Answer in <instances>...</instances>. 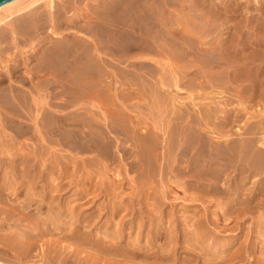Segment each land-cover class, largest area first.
<instances>
[{"label": "bare ground", "instance_id": "1", "mask_svg": "<svg viewBox=\"0 0 264 264\" xmlns=\"http://www.w3.org/2000/svg\"><path fill=\"white\" fill-rule=\"evenodd\" d=\"M58 1L62 2L64 0H13L0 7V56L1 58L4 56H11V58L6 61V63H10V65L7 64L6 67L4 66V72L2 70V72H0V136L4 141L9 139V142H14L15 145L18 147L20 146V148H22L21 144H23V142L21 143V139L25 138L24 143L28 144L26 140H32L34 135L35 137L39 136V139L37 138L35 141H37V148H41V151L37 150L36 152L34 151L35 153H31L29 150H33L32 146L31 149L28 150L31 154H28L26 153L28 151L25 152V144L23 147L25 150L22 148L23 150L21 149V151L17 153V151L20 150L18 149L15 151L17 154L11 149V152H14L15 155L10 154L11 152H7L6 156H11V158H9L11 164L6 165L5 159L1 161L0 264H139L140 262L143 264H200V262H203V264H229L241 260V258L244 257V249L243 247L235 248L236 243L241 238L240 234L234 236V238H231L229 241L224 239V243L215 241L216 246H212L209 243L210 239L208 238L206 230L207 226L206 228L204 227V222L199 221L196 224L191 223V217H187V226L195 229L189 232L184 231L186 237L183 242H179V234L181 231L178 229L176 223L177 214L165 216L163 208H161L157 202L153 204L154 210L153 213L150 214L148 208V211L145 208H141L142 206L137 209L136 203L138 201L135 202L133 199L132 203L119 201V197L121 196L119 190L124 189L123 185H118L116 183L110 185L106 183L108 185L100 187V189L97 187H89L88 183L93 180V175L87 172L92 166V162H88L84 160V158V162H82V172L77 169L76 160L74 161L75 168L73 172H70V170L66 168L67 166H64V161L62 162L61 157L58 158L57 153L55 162L50 159L52 157L54 159L53 153L51 154L52 157H49V152L57 150V148L61 146H66L83 155L93 154V156L95 155L101 158L103 161H106V163L110 162L112 164L115 162L117 155L121 154L125 159H133V162L131 161V163L128 164L129 170L138 171L141 178L145 172L151 174L150 179H155L157 175L163 177L164 170L161 168L163 159H161L158 153L160 151L158 147L162 145V141H159L157 136H159L160 132L165 136L168 133H172L174 131L173 129L176 131L177 128H175L176 126L173 128L174 125H172V127L171 125H167L166 129L162 131L160 127L156 126L155 128L159 133H155V136L152 135L155 138L153 139L151 136L152 132L149 135L141 131L140 126L141 123L144 122L141 121L140 123L137 121V123H135L136 121H133V119L128 116L129 112L131 111L133 113L134 110H130L131 105H126V102H130L132 99L135 100V98L139 99L140 110H142L141 105H143V102H152L151 107H154V110H157L158 113L160 108H164L169 102L167 97L170 94L166 97L165 88L170 91V89L175 87L173 86L174 84H172L174 80H176V78L174 79L175 76H173L174 80L169 79V82L167 80V83H165V81L161 83L162 87L156 86L153 83L151 84V81L149 80L150 82H148V78L144 76V70H149L152 66L150 65V67L146 69L147 67L145 64L147 63H144V59L146 61L150 59L148 65L153 61L154 63L160 64L162 60L159 57L161 56L163 59L169 60L167 63L169 67L173 61L177 63L183 62L184 65L181 67V64L180 68L183 70L185 76L183 78L181 77L183 81L179 79L181 81L180 85L185 80L187 82L188 78H192L191 81L193 82V86L189 84L188 88L187 85L185 87L187 89L190 88L189 86L196 88L194 86L197 85L194 84L196 80L194 81L195 78L192 77V74L196 71L195 68L202 67L203 65H201L202 61L199 64V62H196L197 60L195 63H191L192 61L189 58L193 55L192 51L196 50L192 47L197 46L196 48L200 49L198 46L201 47L202 44L207 45V43H196V45L193 42L194 39L192 40L190 38L191 36H196L199 32L196 33V31H192L189 24L191 21L188 23L187 21L189 19L182 16L185 9L183 7L178 8L176 5H171L170 3L172 0L171 2L168 1L166 4L165 1H162L166 8L163 7L161 0H108V2H106L107 4L104 3L106 0H103V12L100 14L101 9L96 10L97 13L95 14L98 15L99 13V15L94 17L95 20L90 15L93 20L91 19L90 21V17L88 18L90 27L86 28V26H84L87 29L84 30L78 25V22H81L82 19L77 21V18L86 16V11L84 15V10L87 9L83 10V8L79 6L83 10V14L81 13V15L79 12H76L80 10H76L75 13L73 12L74 9L72 7L74 6L70 5L72 1L68 0L71 3L66 2L69 7L68 5H60ZM173 1V3L177 2L175 0ZM184 2L186 3V0ZM74 3L73 5H75ZM99 7H102V5ZM163 8L165 9L163 10ZM94 10L95 9H93V11ZM190 11L191 10H189V12ZM89 14L90 13L87 11V15ZM189 14L191 15V13H188V15ZM175 15L176 23H172L173 21L170 22L172 16L175 17ZM164 16L170 17L171 20L169 21L167 18H164ZM192 16L189 17L192 18ZM186 22L189 24L190 29ZM88 23L89 22L85 24ZM192 43L194 44L193 46H191ZM41 45L45 46L43 52L41 53L39 50L38 53L35 52L36 54H34L32 51H35V47H42ZM238 45L236 41L229 44L224 42V44L219 45V49L221 47L220 50H224V58L227 57L226 61L228 64L225 65H228L229 68H236L240 78L239 80L244 79L246 80L245 82L252 84L250 88L256 93V91L258 92L257 89L259 85H261L260 83L264 81V76H262V71L258 70L259 73L254 71L257 58L252 59L250 62H243L241 59H238ZM22 46L23 49L20 50ZM207 48L209 49V47ZM17 50L19 52H16ZM28 53H31V56L30 54L28 55ZM156 55H159L157 58L160 60L154 57ZM19 57L21 60H18ZM32 58L36 59L37 63L33 62L36 63V65L31 68L30 64L32 63ZM114 61L119 63L116 64V66L123 65L118 67L124 68H120V70L115 68V65H113ZM127 61L131 62L129 63V68L133 67L134 71H136L134 74H131L128 69H126L128 68ZM218 61L220 60L218 59ZM12 62L15 63V65L11 64ZM209 62H204V65L205 63L208 65ZM11 65H14V68H9ZM177 67L179 68V66ZM20 68H25V74L28 76V80L35 82L36 94H38L36 97H34L35 95H33L32 91L23 90L24 88L22 86L27 84H24L27 79L25 78L26 75L22 77L21 80L18 79L15 81L16 79H13L14 71ZM168 71L172 73L173 69L172 71H170V69ZM148 72H152V70ZM153 72H158V70ZM164 72L166 73V71ZM190 73H192L191 77H187L190 76ZM153 74L152 76H148L156 79L160 72L154 74L157 75L155 77H153ZM166 74H168V72ZM193 76H195V74H193ZM261 77L263 78L262 80ZM110 79H113L115 85L119 86L117 90L114 91V94L111 93L112 90L109 88L112 82ZM156 80L157 84H159V79ZM170 80H173V82L171 83ZM7 82L8 85H5ZM176 82L178 81H175V85L178 84ZM188 83H190V81H188ZM73 84L80 85V87L76 86V88H81V90L78 88L76 93L79 94L81 91L86 101L95 100L94 102L99 103L101 106L103 103L109 102V105L111 103L110 108L108 104H105L106 107H108L107 112H103L105 116L101 115L102 117L95 122H93V120L91 121L88 115L89 118L86 117V119L81 118V115L78 117L77 115L81 112H77L79 114L73 113V115H70L71 117H65L63 115L62 119L57 117L55 113H63L64 111H57L60 107L56 105L58 109L52 112L50 108L54 107H52V105L48 106L50 103H48V97H58L63 92H61V90L65 89H68V92H70L69 88H65V86H71ZM18 85H21L23 89L18 88ZM182 85L185 84L182 83ZM29 86L30 84L28 87ZM60 86L63 88L61 90L59 89L61 92L60 94L59 92L51 93L55 92L54 89L56 90ZM111 86L113 87V85ZM31 88L33 89L34 87L32 86ZM113 88H115V86ZM72 90L70 94H66L70 96ZM65 92L67 91L63 93ZM225 93V90L224 92L210 91V93L206 91V94H203L204 96L198 99L202 101L203 98L204 102V100H210L211 96H213V98H222ZM172 94H174V92ZM72 95L75 96V93ZM225 95L227 96V94ZM247 95H249V93ZM69 98L70 97H68V99L66 98V101L69 100ZM78 98L75 100L77 101ZM166 98L168 101L165 100ZM60 99L62 100V98ZM239 100H241V97ZM70 101L71 100H69V102ZM137 101L135 102L137 103ZM192 102H194V100ZM187 103H189V100ZM170 104L173 107L175 106L174 103ZM186 104L184 103L185 106ZM213 104H215L214 101ZM71 105L70 107H72ZM74 106L72 108H74ZM62 107L63 106H61V108ZM208 107L209 108L204 107L202 109L199 106V114L196 116L197 121L195 122L193 120V127L189 125L192 123L190 121L192 119L191 116V119H189V117L186 118V116H184L186 118L184 119V117L181 116V121H183L181 126L185 125L184 123L188 125L185 129L183 128L184 130H181L182 132L179 131L180 127H178V132L181 133L179 142L175 140L178 144L177 146L175 144V146L178 147V152L173 156L171 155L172 152L169 154L172 156V163L170 166L171 173L180 171L183 174H188L195 170L192 178L200 182L203 186L206 181H212L213 184L214 182L220 183L218 177H220L221 174H224V179H229V177L235 173L238 176V181L236 180L237 187L233 186L236 187L235 189H239L240 195L237 193L229 198L231 205L228 207V212L237 211L239 215L244 217L251 216L255 214L257 209L264 208V142H259L256 138L257 131L264 127H259V130L249 127L248 129L251 130H248V132L246 128L245 131L249 137L238 136V138H234L230 133L231 130L229 132V128L227 129V125H231L234 114H236V119H240L244 113L241 114V111L237 112L235 110H230L225 113L224 119L226 122L225 120V123L222 122L224 123V125L222 124V129L224 128V141L222 142L224 144V153L221 154L222 157H219V154L215 155L216 149L219 148H215L216 145L214 146V142L212 140L210 143H207L208 140L205 142L206 134H208L206 130L208 129V125H211L210 120L213 118V107H211V105ZM88 110L91 111L90 109ZM143 110H145V108ZM94 111L92 112L94 113ZM181 112L182 111H180V113ZM136 113L138 115V112ZM140 113H142V111H140ZM94 114L95 116L98 115L96 111ZM175 114L177 115L178 113L175 112L174 115ZM185 114L186 112L183 115ZM251 116L252 118L254 117L253 114ZM260 116L264 117V113H261ZM246 117L247 121H245V126L250 122L249 117ZM176 119L177 118H175V120ZM178 121L180 122V117ZM171 123L172 122H170V124ZM172 124H174V122ZM255 127L256 125H254V128ZM171 128H173L172 132L169 131ZM61 132H65V134L68 133L69 135L66 143H63V141H61L62 138H60L61 136H58ZM112 133L115 137L111 136ZM172 135L174 136V134ZM176 136H178V133ZM176 136H174L173 139H177L178 137ZM32 141L34 142V140ZM14 143H12V145ZM174 143L172 142L171 144ZM220 144L221 143L217 144V147ZM223 144H221V146ZM3 145H1V148ZM166 145L168 144L166 143ZM9 148L10 145L8 149ZM137 149L140 150V153ZM203 150L206 152L205 154L202 153ZM199 152L204 156H199ZM216 152L219 153L218 151ZM3 154L6 153L0 152V159ZM181 155L189 159L191 163L189 166H186L185 170L180 169L179 158ZM76 156L78 157V155ZM76 156L74 157L76 158ZM64 157L67 158V156ZM84 157L86 158V156ZM69 162H71V160ZM221 163H223L224 168L221 166L223 169L221 172L217 173L218 170L216 166ZM159 164L161 166H159ZM213 166H215V169H213ZM92 167L95 169L96 166L94 165ZM109 175L111 176V174ZM147 175H144L146 179ZM178 176L180 175L178 174ZM137 178L140 179V177ZM136 179L135 182H137ZM150 179L140 182L141 185H143V189L146 185L150 186L155 183L156 179L155 181H151ZM163 179L160 180L159 178V181L161 182ZM251 184L254 186L256 184V186L252 187V189L250 187ZM139 185L138 183L137 186ZM72 186L77 187L75 188L76 191L70 195L71 197H68L70 187ZM220 186L222 189V184H220ZM141 192H139L138 189L139 194L134 193V197H141ZM102 196H105L107 200L102 205H98L96 199ZM124 213L131 215L128 221L125 220L126 216L123 215ZM183 225L185 226V224ZM256 227V244H252L251 248H249L250 252L248 253L260 255L259 263L264 264V239L262 240V238H264V215L260 218ZM146 231L148 232L146 233ZM212 237L213 236L210 238ZM218 250H222L221 253H219L220 251L218 252ZM229 252H232V254L228 255ZM222 253H224V255H222Z\"/></svg>", "mask_w": 264, "mask_h": 264}, {"label": "rangeland", "instance_id": "2", "mask_svg": "<svg viewBox=\"0 0 264 264\" xmlns=\"http://www.w3.org/2000/svg\"><path fill=\"white\" fill-rule=\"evenodd\" d=\"M70 1H72V4H70V5L76 7V8L72 7L74 9V11H73L74 13H75L76 10H80V11H76V12H79L81 14L84 9H87V10H84V15H85V11H86V16H87V19H86V16L83 17L84 20L86 19L85 22H84L82 17L81 18H77V21H79V19L80 20L82 19L81 22L80 21L78 22V25L84 30H87L86 28L90 27V21L92 19L91 17L94 18V17H97L99 15V13H98V15L95 14V13H97L96 10H100L101 9V12L98 11L101 14L103 12L104 3L108 2V0H106L105 2L103 0H93V1L92 0H85V1L84 0H77V2H76V0H70ZM70 1H68V0L65 1L64 0V1H62L63 3L60 2V1H58V3L60 2V5L67 6L68 4H66V2L71 3ZM162 1H165V4L168 3V1L171 2V0H167V1L166 0H161V2ZM175 1H177L178 4H177V2L173 3L174 2L173 0H172L171 3L170 2L169 3L171 5L178 6V8H182L183 7L185 10L182 13V16H185L187 19H189L187 21L188 23L191 21L189 24H190V27H191L192 31L194 30V31H196V33L199 32V33H197L196 36L194 35L193 37L192 36L190 37L192 40L194 39L193 40L194 44H196V43L197 44H199V43L201 44L202 42L207 43V45L206 44L205 45L202 44L201 47L198 46L200 49H197L196 48L197 46L192 47V48H195L196 50L192 51L193 55H191V58H189L192 61V62L190 61L191 63H195V61L197 60L196 62H199V64H200V62L202 61L201 65H203V66L195 68L196 71L195 72L193 71L194 73L192 72L193 74H195V76H193L192 73H190V76H187V77H191V74H192V77L195 78L194 81L196 80V82L194 84H197V85H194V86L196 88H198V89L192 87L193 86L192 85L193 82L191 81L192 78H188L189 80L187 79V82H186V80H185L186 77H185L184 78L185 81L182 82L185 85H182V83L180 85V82L183 81V79H181V77L183 78L185 76L184 73H183V70L180 68L181 64H182L181 67H183V65H184L183 62L177 63V62H174V61L173 62L170 61L172 64L169 67V65L167 64L168 61H169L168 59H165V58L163 59L161 56L159 57V55H156L154 57L157 60H160V59L162 60L160 64H157V63H154V61L153 62L151 61L152 63L148 65V63H150V59H147V61L145 59L143 60L144 63H147V64H145L146 67H147L146 69H148V67H150V65L152 66V67H150L151 69L144 70V76H146V78H148V82L151 81V84L153 83V84H155L156 86H159V87H162L161 83H163L164 81H165V83H167L166 82L167 80L169 82V79H173V76H175L174 79L176 78V80L173 79L174 82H173V80L172 81L170 80L171 83L173 82L172 84H174L173 86H175V87L170 89V91H168V89L165 88L166 97H167V95L170 94L169 95L170 97L168 96L167 98L169 99V102L171 100L170 103H174L175 106L173 107L169 102L167 103L168 99L166 98L165 100H167L166 103H167L168 106L165 105L164 108L163 107H162V109L160 108V111L158 113L157 110H154V107L153 108L151 107V105H152L151 103L152 102H149V101L148 102L146 101L145 103L143 102L144 107H143V105H141L142 106L141 107L142 110L139 109L140 108L139 99H136V98H135V100L132 99L130 101L131 103L129 101L126 102V105H128V106L131 105V109L130 110H134L133 113L130 111L128 116L130 118H132L133 121L135 120L136 121L135 123H137V121L140 122V123H141V121L144 122V123H141V126H140L141 131L144 134L148 133L150 135V133L152 132L151 136L152 135L155 136L154 135L155 133H159V131L156 130V128H155L156 126L160 127L162 129V131H164L166 129L167 125H171V127H172V125H174L173 128L175 126H176L175 128H177L176 131L178 133V136H176L177 133H176L175 129H173V128H171L169 131L172 132V129H173L175 132L173 131L172 133H168L165 136H163L164 134L162 132H160L159 136H157L158 140L162 141V145H160V147H158V149L160 148L159 149L160 151L158 150L159 151L158 153L161 156V159H163V162L161 160V162H162V167L161 168L164 170L163 171V177H160V175H157L156 178H155L156 179V181H155L154 178L150 179L151 178V174H149V172L148 173L145 172L144 173L145 176L147 174L149 175V176L147 175V179L148 180L150 179L151 181H155V183L150 185V186L146 185L144 187V189H145L144 190L143 189V185H141V183H140L145 178L144 175L141 178V175H140V173L138 171H135V170L130 171L128 164L131 163V161L133 162V159H131V160L125 159V158L122 157L121 154L117 155L116 160H115V162L113 164L110 163V162H107L108 163L107 164L106 161H103L101 158L96 157L95 155L93 156V154L83 155L81 153H78L77 151H73L72 149H70V148H68L66 146H61V147H58L57 150H52L51 152H49V154H50L49 157L53 153L52 155L54 156V159H53L52 156H51L52 158H50V159L55 162L56 158H57V154H58V158L61 157L62 162L64 161L63 162L64 166L66 165L67 166L66 168L68 170H70V172H73V170L75 168V162L77 163V166H78L77 169L82 172V169H83V165H82L83 163L82 162H84L83 161V158H84V160H87L88 162H92V166L95 165L97 167V168L95 167V169H94L91 166L90 169H89L90 171L88 170V172H87L88 174L93 175V180L90 183H88L89 187H93V188L97 187L98 189H100V187H104L105 185H108V184L111 185L112 183H116L118 185H123L124 189L123 190H119V192H121V196L119 197V201H124L126 203H132L133 200H135V202L138 201L136 203L137 209H139L141 206H142L141 208H145L146 210L148 208V210L150 211V214L153 213V210H154L153 204L157 202L158 205H160V207L163 208V210H164L163 212H165L164 213L165 216H171L173 214H175V215L177 214L176 215V217H177L176 223L178 225L177 226L178 229L181 231L180 234H179V238H180L179 242H183L185 237H186L185 236L186 233H184V231L185 232H189L192 229H195V228H189L187 226V223H186L187 217H191V223H195L196 224L199 221H203L204 222V227L206 228V226H207L206 230H207V233H208V238L210 239L209 243L212 246H216V242L215 241H218V242L220 241V242L224 243V239L229 241V240H231V238L233 239L234 236H237V235L240 234L241 238L236 243L235 248L243 247V249H244V257H242L241 260H237V261L229 263V264H260L259 263V258H260L259 256L260 255H256V254L248 253V252H250L249 248H251L252 244H254L256 242V239H257V233H256V228L257 227L256 226H257L258 222L260 221V218L264 215V208L257 209L255 211V214H253L251 216H246V217H244L242 215H239V213L237 211H235V212L229 211L230 213L228 212V207L231 205V203H230L231 201H230L229 198L231 196H234L237 193H238V195H240L239 189L238 190L235 189L237 187L236 183L238 181V176L235 173H233L229 177V179L226 178L228 180L227 181L226 179H224L225 178L224 174H221L220 177H218V181H220V183L219 182H217V183L214 182V184H213L212 181L211 182L206 181L207 183L204 182V186H203V185H201L200 182H198V181L194 180V178H192V175L195 173L194 172L195 170H193L192 172H190L188 174H183L180 171L171 173V167L170 166H171V163H172L171 162V160H172L171 157L178 152V147H176L178 144L176 143V141L179 142V136L181 134L180 132H178V127H180L179 131H181V130H184L186 128V126L188 125L187 123H184L185 125L181 126V124L183 123V121H181V118L184 117V116H186V118L189 117V119L192 118L190 120L192 123H190L189 125L191 127H193L194 126L193 125L194 121L195 122L197 121L196 116L199 114V106L202 109L204 107L209 108L208 107L209 105H211V107H213V109L211 108L213 110V113H212V115H213L212 117L213 118H212V120H210L211 125L209 124L208 127H207L208 129L206 130V132L208 134H206L205 142L207 140H208L207 143H210L211 140L214 142V146L216 145L215 148H219L220 149V150L216 149V151H218L219 153H217L215 151V155L219 154L218 155L219 157H222L221 154L224 153V149H223L224 148V144L222 143L224 141V128L222 129V127H223L224 123L226 122V120L224 119L225 118L224 117L225 113L229 112L230 110L231 111L235 110L237 112L241 111L242 112L241 114L244 113V115H242L240 117V119H236L237 118V117H235L236 114H234V118L231 120V125L230 124L227 125L228 126L227 129L229 128L228 129L229 132L231 130L230 133L234 136V138H238V136H240V137L241 136L242 137H249L247 135L249 127H251V129H258L259 127H262V126L264 127V117L260 116L261 113L262 114L264 113L263 112L264 111V81H262L260 83L261 85H259V87L257 89L258 92L256 91V93H254L253 89L250 88L252 86V84H250L248 82H245L246 80H244V79L243 80H239L240 78H239L238 71L236 70V68H232V67L229 68L228 65H225V64H228V62L226 61L227 57L224 58V50H220L221 47L219 49V45L220 44H224V42L229 44V43H231L233 41L234 42L236 41V43L239 44L238 48H237V49H239V52H238L239 55L237 54L238 55L237 56L238 59H241L243 62H246V61L250 62L252 59H256L257 58V62L255 64L256 68L254 69V71L256 73H259L258 70L262 71V76H264L263 75L264 74V50H263L264 49V42H262V41H264V0H186V3L184 2L185 0H183V1L182 0H180V1L179 0H175ZM73 3L75 5H73ZM76 3H79V4H76ZM163 3L164 2H162V5H163ZM182 3H185V4H182ZM85 4H87V5H85ZM98 4L102 5V7H99L100 5H98ZM165 4L163 5V7H165ZM180 4H181V7H180ZM182 5H184V6H182ZM187 5H188V7H187ZM71 6H70V8H71ZM79 6L82 7L83 10ZM68 7H69V5H68ZM98 7H99V9H98ZM90 8H91V10H90ZM165 8H163V10ZM93 9H95L94 10L95 12L93 11ZM189 10H191V11L189 12ZM87 11H88V13H90L89 15H87ZM185 11L188 12V13H191V15L190 14L188 15V13H186ZM73 12H72V14H73ZM165 12H167V11H165ZM90 15H91V17H90ZM168 16H170V15H168ZM168 16L167 17L164 16V18H167L170 21L171 19ZM189 16L190 17L192 16V18H190ZM89 17H90V21L88 20ZM175 18H176V15H175V17L172 16V20L170 22L173 21L172 23H176V19ZM94 20H95V18H94ZM86 21L89 22L88 23L89 25L85 24V23H87ZM194 21H195V23H194ZM192 22L194 23L195 27L193 26ZM188 23H187V25L189 27ZM196 25H197V27H196ZM84 26H86V28ZM190 27H189V29H190ZM194 28L198 29L199 31L195 30ZM213 28H214L215 31L213 30ZM200 30H201V32H200ZM194 44L192 43L191 46H193ZM244 45H246V46H244ZM44 47H45L44 45L42 47L37 46V47H35V51L33 50L32 52L34 54H36L35 52L38 53V51L40 50L41 53H42L43 50H44L43 49ZM207 47H209V49ZM22 49H23V46L20 47V50H22ZM205 49H207V50H205ZM199 50H201V51H199ZM16 52H19V51L17 50ZM198 52H199V54H198ZM29 54L31 56V53H28V55ZM197 54H198V56H197ZM194 55H196V56H194ZM200 55H201V57H200ZM204 55H205V57H204ZM157 57H159L160 59L157 58ZM9 58H11V56H4L2 58L0 56V63H1L0 64V72H2V71L4 72V68L6 67L7 64L10 65V63H6V61ZM203 58H205L206 61ZM218 59L220 61H218ZM18 60H21L20 57L18 58ZM33 62H36V59H33L32 63L29 62V63H31L30 64L31 68L35 67V65L37 63V62L36 63H33ZM114 62H115V64H114ZM114 62H113V65H115L114 66L115 68H118L119 70H120V68H124V67H118V66H123V65H117L116 66V64H119V63H117V61H114ZM137 62H139V61H137ZM204 62H207V63L209 62L210 65L209 64L207 65V63H205V65H206V67H205ZM4 63H5V65H4ZM127 63H128V68H126V69H128V71L131 74H134V72H136V71H134V68L133 67L129 68V65H130L129 63H131V62L127 61ZM11 64L15 65V63H13V62ZM33 64H34V66H33ZM260 64H262V65H260ZM259 65L262 66L263 68L260 67ZM13 66L11 65V66H9V68H14ZM177 66H179L180 69ZM156 68H157L158 72L154 73L153 71H157ZM164 68H165V70H164ZM171 68L173 69V71H172ZM260 68H261V70H260ZM169 69H170V71H172V73L168 71ZM151 70H152V72L154 74L159 73V72H160V74H158V76H157V75H154L152 72H148V71H151ZM161 71H162V73H161ZM164 71H166V73L168 72V74H166ZM25 72H26L25 68L17 69V71L15 70L14 74H13V79H16L15 81H17L18 79L21 80L22 77H25V75H26ZM149 73H152L153 77L157 76L156 79H159L158 80L159 84H157V80L156 79L151 78L152 74H149ZM148 75H151V76H148ZM176 75H180V76H176ZM170 77H172V78H170ZM25 78H27V79L24 82V84L25 83H27V84L22 86L24 89L21 87V85H18V88H21L23 90H30V91L33 92V95H35L34 97H36V95H38V94H36L37 91H36V88H35V85H34L35 82L29 81L27 75H26ZM234 79H235V81H234ZM262 79L263 78L261 77V80ZM110 80H112V82L114 84L110 81L111 84H110L109 88H110V90H112L111 93L114 94V91L117 90V87H119V86L115 85V81H113V79H110ZM175 81H178V82H176V83H178L177 84L178 87H177V85H175ZM188 81H190V83H188ZM29 84H30V86L28 87ZM189 84H191L192 86H189L190 88L187 89ZM5 85H8V82ZM111 85H113V87L115 86V88H113ZM186 85H187V88L185 87ZM32 86L34 87L33 89L31 88ZM76 86L80 87L79 84L78 85L73 84L71 86H65V88H69L70 92H71V90L73 88H75V89L72 90V94L75 93V96L72 95V94L69 96L68 94H70V92H68V89L67 90L66 89L65 90H61V89H63L61 86H60L61 88L59 87L56 90L54 89L55 92H51V93H58L59 92V94H60L62 91L63 92L67 91V92H65V93L62 92L63 94L61 93L58 97H54V96L53 97H48V103L50 102L48 106L52 105V107H54V108H50V109H52L51 111L54 112V111H56L58 109V107H60L57 111L61 110V111H64L65 113L63 112V113H55V114H56L57 117H60L61 119L63 118V115L65 117H68L70 115H73V113L74 114H79L81 112L79 115H77L78 117L81 115L80 116L81 118H85L86 119V117L89 116L91 121L93 120V122L98 121L100 119V117L105 116V114L103 112H107V110H108V107H106V105L108 104V106L110 108L111 107V103H110V105H109V102L108 103H103L102 106H104V107H102L101 105H99V103L94 102L95 100H89V102H88V100L86 101V98H84L83 95L81 94V91H80L81 88H79V87L76 88ZM182 86H184V87H182ZM71 87H73V88H71ZM78 88L80 89L79 90L80 92L78 91L79 94L76 93ZM203 88H205V89H203ZM59 89L61 90V92H60ZM173 89H174V91H173ZM165 90H164V92H165ZM193 90H194V92H193ZM224 90L226 91L225 94H227V96L224 94V96H222V98L221 97L220 98L219 97H216V98L214 97L213 98V96H211L210 97L211 101L208 99V100H204V102H203V98H202V101L198 99L199 97H203L204 96L203 94H206V91H207V93H210V91L211 92H221V91L224 92ZM202 91H203V93H202ZM171 92L172 93L174 92V94H172ZM198 92H200V93H198ZM262 92H263V94H262ZM66 93H68V94H66ZM248 93H249V95H247ZM252 93H253V95H252ZM76 94H77V96H76ZM192 94H193V96H192ZM256 94H257V96H256ZM80 95L82 96V99H81ZM64 97H66L67 99H68V97H70L69 100H71V101L69 102V100H67L68 101L67 102L66 98H64ZM72 97H73V100H72ZM78 97H80V98H78ZM240 97H241V100H239ZM262 97H263V99H262ZM60 98H62V100ZM76 98H78L79 101L78 100L76 101L75 100ZM184 98H186V99H184ZM63 99H65V100H63ZM80 99H81V101H80ZM74 100H75V106H74ZM186 100L187 101L189 100V103H187ZM193 100H194V102H192ZM65 101H66V103H65ZM135 101H137V103ZM213 101H214L215 104H213ZM53 102L56 103V104H54ZM69 103H71L72 105L69 104ZM83 103H84V105H83ZM86 103H88V104H86ZM184 103L185 104L187 103L186 106L184 105ZM194 103H196V104H194ZM70 105L72 107L74 106V108L70 107ZM136 105H138V106H136ZM61 106H63L62 108H64V106H65L66 109L65 108L62 109ZM128 106H127V108L129 109ZM96 107H98V108H96ZM101 108H102V110H101ZM104 108L105 109L107 108V109L105 110ZM144 108H145V110H143ZM88 109H90L91 111H89ZM93 109L98 114V115L96 114L97 116H95V114H94L95 111ZM135 110H136V112H138V115L135 112ZM92 111H94V113ZM140 111H142V113H140ZM180 111H182V112L180 113ZM248 111H250V112H248ZM77 112H79V113H77ZM175 112L178 113L177 115L175 114L176 116L174 115ZM183 112L184 113L186 112V114L183 115L184 114ZM252 114L254 116L253 118L251 116ZM90 115H92L93 117L90 116ZM245 115L249 117V121L250 122L249 121L248 122L251 125L248 124L247 126H245L246 125L245 121H247V117ZM139 116H140V118H139ZM177 116L180 117V122L181 123L178 121L179 117H177ZM190 116H191V118H190ZM96 118H98V119H96ZM159 118H160V120H159ZM169 118L170 119L174 118L173 120H175V118H177V119L175 121H173V120L168 121V120H170ZM186 118L184 117V119H186ZM29 119H31V118H29ZM26 120H28V119H26ZM224 120H225V122H224ZM170 122H172V123L174 122V124H172V123L170 124ZM222 122H224V123H222ZM177 125H180V126H177ZM254 125H256L257 128L256 127L254 128ZM245 129H246L247 132L245 131ZM8 133L11 134L10 132H8ZM172 134H174V136H176L178 138L177 139L176 138L173 139L174 136ZM58 136H61L60 138H62L61 141H63V143H66L68 141V138H69L68 133L65 134V132H61V133L58 134ZM111 136L115 137V135L113 133H112ZM153 136H152V138L155 139ZM26 137H28V136H26ZM37 138L39 139V136L35 137V135H34L33 138H32V140H34V142L32 140H26V142H28V144L24 143V141H25L24 139L25 138L21 139L22 140L21 143L23 142V144H24L23 145V144L20 143L21 147L23 148L25 146V144H26V147H24V148H26V150L23 148L25 150V152L28 151L29 149H31L32 146H33L32 147L33 150H29L31 153H33L34 151L36 152L37 150L41 151V148L39 149L36 146L37 141H35V139L37 140ZM57 138H59V137H57ZM63 138H65V139H63ZM256 138L258 139L257 141L264 142V128L260 129L259 131H257ZM7 141L9 142L10 140L7 139L6 141H4V139H2V137L0 136V143H1V145L4 144L3 145L4 149H3V146L1 148V145H0V152H2V153L5 152L6 153V154H3V156H1L0 164H2L1 161H3V159H5L6 160L5 164L9 165V164H11L9 162V160H10L9 158H11V156L10 155H9L10 157L6 156L7 152H11V149L14 152L17 151L18 149H20V150L17 151V153H18V152L21 151L22 148H20V146L18 147L17 145H15V143L12 142V141L9 142V143ZM218 141H219V143H221L223 145L221 146V144H220L217 147V144H219ZM172 142L173 143L175 142V143L171 144ZM12 143H14V144L12 145ZM31 143H32V145H31ZM166 143L168 145H166ZM8 144L10 145V148H9L10 150L8 149V147H9ZM175 144H176V146H175ZM170 145H171V147H170ZM174 146H175V148H174ZM219 146H221V147H219ZM35 148H36V150H35ZM62 148H63V150H62ZM173 148L176 149V150H174ZM139 149H137V151H139V153H140ZM169 150H172V151H169ZM29 151L26 152V153L31 154ZM14 152H11L10 154H12V155L14 154L15 155L16 152L15 153ZM171 152H172V154H171L172 156L169 155ZM76 153H78V154H76ZM202 153L205 154L206 152L203 150ZM202 153L199 152L198 155L199 156L200 155L204 156ZM95 154H97V153H95ZM76 155H78V157ZM64 156H67L68 160L69 161L71 160V162H69L67 160V158L64 157ZM74 156H76V158ZM84 156H86V158ZM195 156H196V154H195ZM72 159H74V160H72ZM179 159H180V164L179 165H180V169L181 170H185L186 166H189L191 164L190 160L187 159V158L182 157V155L180 156ZM104 162H105V165H104ZM193 163H194V161H193ZM69 165H71V166H69ZM79 165H80V167L82 165V167L80 168ZM106 165L108 166V168H107ZM159 166H161V165L159 164ZM221 166L223 167V163H221L220 165L218 164L216 166V169L218 170L217 173L221 172V170L224 168V167L222 168ZM213 169H215V166H213ZM123 173H124V175H123ZM109 174H111V176ZM178 174L180 176H178ZM137 177H140V179L137 178ZM159 178H160V180L163 179V178L164 179L160 182ZM135 179L140 184L139 186H137L138 183L135 182ZM147 179L145 178L143 181H146ZM106 183H108V184H106ZM199 184H200V186H199ZM208 184H210V185H208ZM220 184H222V189H221ZM226 184H227L228 187L226 186ZM229 184H231V185H229ZM183 185H184V187H183ZM218 185H219V187H218ZM233 185L236 186V187H234ZM252 185L253 184L250 185L251 188L256 186V184H255V186L254 185L252 186ZM140 186H141V188H140ZM154 186H155V188H154ZM75 188H77V187L76 186L70 187V192L68 194V197H71L70 195H72L73 192L76 191ZM136 188L139 189V192L142 191L140 193V194H142L141 197H138V198L134 197V193H138V189H136ZM228 188H229V190H228ZM140 189H142V190H140ZM213 189H215V190H213ZM207 194H208V196H207ZM122 197H123V199H122ZM166 197H168V198H166ZM204 198H205V200H204ZM225 199H227V200H225ZM106 200H107V198L105 196H102L101 198L99 197V198L96 199V201H97L96 203L98 205H102L103 203L106 202ZM203 202H204V204H203ZM206 204H207V206H206ZM173 211H174V213H173ZM227 213H229V214H227ZM123 215L126 216V219H125L126 221H128L129 218L131 217V215L128 214V213H124ZM104 221H105V219H104ZM206 223H208V224H206ZM183 224H185V226ZM147 232L148 231H146V233ZM253 234H255V235H253ZM211 236H213V237L210 238ZM263 239L264 238H262V240ZM221 251L222 250H218L219 253H221ZM231 254H232V252L228 253V255H231ZM222 255H224V253H222ZM115 261H117V260H115ZM121 261H123V260H121ZM139 264H143V263L140 262ZM200 264H203V262H200Z\"/></svg>", "mask_w": 264, "mask_h": 264}, {"label": "water", "instance_id": "3", "mask_svg": "<svg viewBox=\"0 0 264 264\" xmlns=\"http://www.w3.org/2000/svg\"><path fill=\"white\" fill-rule=\"evenodd\" d=\"M13 0H0V7L12 2Z\"/></svg>", "mask_w": 264, "mask_h": 264}]
</instances>
